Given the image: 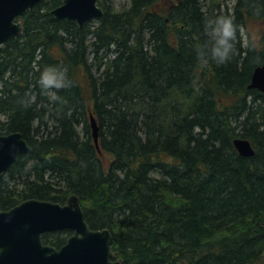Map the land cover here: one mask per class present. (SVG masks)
Listing matches in <instances>:
<instances>
[{
    "label": "trees",
    "instance_id": "obj_1",
    "mask_svg": "<svg viewBox=\"0 0 264 264\" xmlns=\"http://www.w3.org/2000/svg\"><path fill=\"white\" fill-rule=\"evenodd\" d=\"M63 1L28 10L0 47V133L31 146L0 178V210L75 194L121 264H264V92L249 88L264 64V0H98L103 15L82 27L52 13ZM219 14L245 39L228 63L203 64L205 19ZM50 65L73 82L57 100L39 84Z\"/></svg>",
    "mask_w": 264,
    "mask_h": 264
},
{
    "label": "water",
    "instance_id": "obj_2",
    "mask_svg": "<svg viewBox=\"0 0 264 264\" xmlns=\"http://www.w3.org/2000/svg\"><path fill=\"white\" fill-rule=\"evenodd\" d=\"M44 1L0 0V47L23 32L21 17ZM52 13L82 27L100 18L104 11L98 0H64ZM249 88L264 92V64L254 69ZM90 124L101 152L99 124L93 112ZM234 145L243 156L255 154L252 142L245 137H236ZM30 151L22 132L0 133V178L20 155ZM66 229L72 234L60 248L44 243V233ZM111 241L109 228L95 229L89 225L77 195H72L66 204L29 198L0 210V264H121L120 259L114 258Z\"/></svg>",
    "mask_w": 264,
    "mask_h": 264
},
{
    "label": "clouds",
    "instance_id": "obj_3",
    "mask_svg": "<svg viewBox=\"0 0 264 264\" xmlns=\"http://www.w3.org/2000/svg\"><path fill=\"white\" fill-rule=\"evenodd\" d=\"M205 40L198 48L197 55L203 64L214 61L216 64L228 63L236 54L237 40L241 42L245 39V32L240 28L234 18L230 15L219 14L205 19ZM72 80L67 76V69L58 66H47L39 75V84L52 100L59 97L57 89L72 86ZM31 101H26L30 103Z\"/></svg>",
    "mask_w": 264,
    "mask_h": 264
},
{
    "label": "rangeland",
    "instance_id": "obj_4",
    "mask_svg": "<svg viewBox=\"0 0 264 264\" xmlns=\"http://www.w3.org/2000/svg\"><path fill=\"white\" fill-rule=\"evenodd\" d=\"M113 5L117 8L120 9L121 7H123L126 3H128V0H112ZM234 2V1H233ZM233 2H230V4H232ZM95 22V20H93V23ZM251 30L253 32V34H255V37L259 36L258 33V29L256 25H251ZM106 158V161H108L107 159L110 157L109 154H104L103 155Z\"/></svg>",
    "mask_w": 264,
    "mask_h": 264
},
{
    "label": "flooded vegetation",
    "instance_id": "obj_5",
    "mask_svg": "<svg viewBox=\"0 0 264 264\" xmlns=\"http://www.w3.org/2000/svg\"><path fill=\"white\" fill-rule=\"evenodd\" d=\"M62 245H63V244H62ZM62 245H61V246H62ZM61 246H59V247H61ZM56 247H57V246H56ZM59 247H58V248H59Z\"/></svg>",
    "mask_w": 264,
    "mask_h": 264
}]
</instances>
